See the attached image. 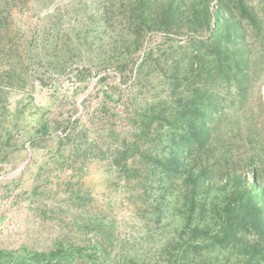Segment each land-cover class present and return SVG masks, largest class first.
<instances>
[{"label": "rangeland", "instance_id": "obj_1", "mask_svg": "<svg viewBox=\"0 0 264 264\" xmlns=\"http://www.w3.org/2000/svg\"><path fill=\"white\" fill-rule=\"evenodd\" d=\"M238 1L207 2L211 12L230 8L227 29L262 62L242 110L233 114L236 104L222 102L229 114L221 127L240 118L242 129L258 134L262 123L264 146V0ZM132 2L0 0V252L9 254L0 264H240V248L254 245V236L242 233L237 248L222 246L213 227L193 242L196 258L187 263V237L177 235L188 208L177 202L181 182L166 194L159 170L147 179L138 156L127 170L139 176L121 171L119 152L146 146L136 137L140 116L179 113L200 84L193 59L213 50L198 45L209 30L182 18L165 29H135ZM246 148L232 150L235 162ZM257 166L264 185V162ZM253 168L236 172L251 180ZM227 181L219 178V186Z\"/></svg>", "mask_w": 264, "mask_h": 264}, {"label": "trees", "instance_id": "obj_2", "mask_svg": "<svg viewBox=\"0 0 264 264\" xmlns=\"http://www.w3.org/2000/svg\"><path fill=\"white\" fill-rule=\"evenodd\" d=\"M134 1L136 5L132 2L131 10L132 20L138 22L135 29L156 30L161 25L165 29L169 25L168 20L182 18L192 28L196 23L197 31L201 28L209 30L208 42L198 41V45H212L213 50L209 51L212 56L204 55L203 50L198 51L199 56L193 59L197 60L195 66L190 65L193 76L200 81L193 88L190 101H185L179 113L171 111L167 115L164 110L157 112L156 109L152 110L153 113L151 110L143 113L145 115L140 116L139 134L136 137L140 142L144 141L146 146L142 151L134 143L119 152L117 163H122L120 169L126 171L128 177H137L140 175L138 170H127V161L138 156L147 179L159 170L158 183L163 192V188L166 189V194L175 182H181L179 185L184 191L178 196L177 202H182V206L188 208L182 212L185 220L177 235L187 237L182 245L185 247L183 257L187 263L196 258L193 252L198 246L193 245V242L202 235L208 238L207 231L217 227L213 238L222 246L231 244L234 249L242 242V233L253 235L254 245L246 244L238 251L240 264H264V185L260 176L262 169L256 167L257 162H264L260 156V151H264L260 138L263 124L260 123L258 134L242 129L240 118L228 131L221 127L226 114H229L224 112L222 102L236 104L233 114L242 110L252 94L251 82L255 80L252 75L262 61L247 47L239 32L233 34L231 29H227L232 16L228 7L224 9L221 6L211 12L208 0H167L165 4L152 0ZM241 2L237 4L241 6ZM232 5L235 7V3L232 2ZM98 20L103 23L102 19ZM232 24L231 28L235 30ZM218 88H222L220 92ZM214 91L219 98H213ZM221 93L228 97H221ZM165 126L169 127L165 129ZM46 127L44 123L41 129ZM242 131H245L246 136ZM226 136H229L228 139H225ZM243 143L248 145L247 153L244 152L241 163H237L232 158V150L240 144L243 146ZM159 149L160 154H157ZM251 166H255L251 180L244 173L236 172ZM221 177L226 178L227 184L231 182V185L219 186L218 179ZM165 196L163 194L160 198L162 206L167 205ZM201 223L203 227L199 226ZM59 254L54 253L51 257ZM8 255L0 252V260ZM34 258L39 260L36 256ZM47 264H51V260Z\"/></svg>", "mask_w": 264, "mask_h": 264}]
</instances>
